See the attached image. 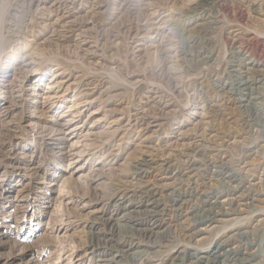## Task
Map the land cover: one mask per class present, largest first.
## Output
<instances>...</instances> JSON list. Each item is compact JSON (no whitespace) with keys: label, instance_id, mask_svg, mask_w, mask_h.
<instances>
[{"label":"rangeland","instance_id":"374dc122","mask_svg":"<svg viewBox=\"0 0 264 264\" xmlns=\"http://www.w3.org/2000/svg\"><path fill=\"white\" fill-rule=\"evenodd\" d=\"M263 21L0 0V264H264Z\"/></svg>","mask_w":264,"mask_h":264},{"label":"bare ground","instance_id":"6f19581e","mask_svg":"<svg viewBox=\"0 0 264 264\" xmlns=\"http://www.w3.org/2000/svg\"><path fill=\"white\" fill-rule=\"evenodd\" d=\"M28 17H29V16H28ZM263 22H264V21H263ZM24 24H25V23H24ZM257 29H258V28H257ZM255 30H256V29H255ZM256 31H257V30H256ZM256 31H255V32H256ZM259 31L262 32V33L264 32V31H261V29L259 28V30H258V34H259ZM262 33H260V34H262ZM256 34H257V33H256ZM260 34H259V35H260ZM262 36H264V35L262 34ZM250 57H252V56H250ZM250 60H251V59H250ZM253 64H254V63H253ZM248 66H249V64H245V68L249 71L250 68H248ZM2 69H3V68H2ZM260 69H261V68H260ZM247 70H246V71H247ZM250 70H251V69H250ZM257 71H258L259 74L262 73V72L264 73V70H258V69H257ZM246 73H247V72H246ZM250 75H251V74H250ZM256 75H257V74H256ZM253 76H254V75H253ZM261 76H262V75H261ZM41 79H42V77H41ZM252 81H253V80H252ZM222 205H223V204H222ZM148 230H149V229H148ZM151 231H152V230H151ZM151 231H150V232H151ZM103 249H104V248H103ZM105 252H106V251H105ZM120 252H121V251H120ZM244 259H245V258H244ZM247 259H248V258H247ZM108 260H109V259H108ZM248 260H249V259H248ZM248 260H247V262H249ZM110 261H111V260H110ZM244 261H245V260H244ZM107 262H108V261H107ZM117 263H118V262H117ZM117 263H116V264H117ZM107 264H108V263H107Z\"/></svg>","mask_w":264,"mask_h":264}]
</instances>
